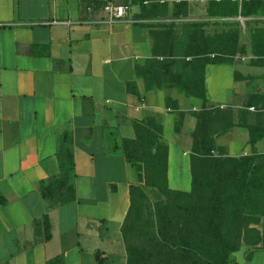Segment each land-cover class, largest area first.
<instances>
[{
  "label": "crops",
  "instance_id": "1",
  "mask_svg": "<svg viewBox=\"0 0 264 264\" xmlns=\"http://www.w3.org/2000/svg\"><path fill=\"white\" fill-rule=\"evenodd\" d=\"M105 1L0 0V193L6 199L5 205L0 202V264H46L61 254L65 264H86L87 237L118 244L109 253L93 248L90 264H100L98 254L104 264L113 259L127 264L121 227L138 175L121 140L135 138L133 121L152 117L163 125L169 187L191 190L193 112L203 101L176 88L146 89L135 67L153 55L150 29L142 22L108 23L102 8L88 9ZM224 1L167 0L165 20L215 22ZM52 20L72 25L44 24ZM240 71L235 62L206 66L207 107H244L237 102L243 82L235 74ZM128 82L136 84L137 93L128 92ZM167 98L179 108L168 106ZM247 108L246 124L263 129L256 107ZM65 131L75 135L71 182L77 200L50 208L39 187L59 173L56 154ZM216 143L230 156L264 153V133L252 136L245 125L217 136ZM46 214L49 241L34 224ZM259 249L247 264H254Z\"/></svg>",
  "mask_w": 264,
  "mask_h": 264
},
{
  "label": "trees",
  "instance_id": "2",
  "mask_svg": "<svg viewBox=\"0 0 264 264\" xmlns=\"http://www.w3.org/2000/svg\"><path fill=\"white\" fill-rule=\"evenodd\" d=\"M108 2L139 4L140 12L135 14L139 20L166 18L169 12L167 0H107L91 5L98 9ZM261 4L264 0H243L241 5L226 0L219 5L217 15H257L255 9ZM224 7H229V12L223 11ZM178 16L173 14L174 18ZM171 21L161 26L143 23L150 29L153 55L135 69L147 90L176 88L203 101L202 107L193 112L196 126L190 155L192 187L190 191L169 187V146L163 140V125L152 117L133 121L135 138L121 140L124 156L138 175V182L130 185V207L121 227L127 264H238L232 261V255L243 244L264 248V153L230 156L225 147L217 145L216 137L237 124L231 110L206 106L205 70L208 64L233 63V58H224L230 49L210 43L204 31L207 22ZM179 25L183 26L181 31L177 30ZM238 75L235 74L236 79ZM127 90L137 93L136 84L128 82ZM166 103L179 108L171 98ZM183 116L181 113V120ZM245 126L252 136L264 133L260 126ZM74 137L71 131L61 135L56 154L59 173L40 183V194L50 208L77 200L71 182ZM145 186L156 188L165 200L151 201ZM0 202L6 204L1 193ZM34 224L37 234L49 241V215L34 220ZM98 258L104 264L99 254ZM46 264H65L64 255L49 259Z\"/></svg>",
  "mask_w": 264,
  "mask_h": 264
},
{
  "label": "rangeland",
  "instance_id": "3",
  "mask_svg": "<svg viewBox=\"0 0 264 264\" xmlns=\"http://www.w3.org/2000/svg\"><path fill=\"white\" fill-rule=\"evenodd\" d=\"M121 1L131 3L137 0ZM134 7L136 14H138L141 9L139 4H134ZM222 10L229 12L230 8L224 7ZM255 12H258L257 15L243 16V18H238L240 15L237 16L238 22L231 20L229 17H220L221 19L218 21L205 23L204 27L211 44L217 47L227 46L230 49V54L225 55L224 58L227 60L233 58L234 61L232 62H235L238 66L240 65L241 71L238 77L240 83H243L240 98H237V102L244 105V107L237 109L232 107L224 108L231 110L233 120L237 125H246V113L249 111L247 105L256 106L259 112L258 118H260L261 122H264V110H259L264 109V5L261 4L255 9ZM141 22L161 26L172 21L165 20V18H156L154 20H141ZM182 29V25L177 27L179 31ZM256 135L260 136L261 134ZM254 153H258V151L255 150L252 154ZM145 191L153 202L165 200L156 188L145 186ZM83 245L85 246L84 256L86 264H90L91 260L92 262L94 260L95 250H93V255L91 254L93 248L100 246L109 253L118 246L117 243L110 244L107 241L100 243L96 238L89 237L83 240ZM255 249L259 248H252L243 244L240 250L232 255V261L238 264H247L249 254H252ZM252 260L254 264H264V249L256 250ZM111 263L116 264L114 259Z\"/></svg>",
  "mask_w": 264,
  "mask_h": 264
},
{
  "label": "built area",
  "instance_id": "4",
  "mask_svg": "<svg viewBox=\"0 0 264 264\" xmlns=\"http://www.w3.org/2000/svg\"><path fill=\"white\" fill-rule=\"evenodd\" d=\"M89 10L93 9V6L88 7ZM103 11L106 13V22L113 23L117 21H126L130 23H139L141 20L135 18V13H133V6L131 4H116L113 2H108L102 7ZM72 25L70 20L59 21L52 20L51 22H45L44 24H60Z\"/></svg>",
  "mask_w": 264,
  "mask_h": 264
}]
</instances>
